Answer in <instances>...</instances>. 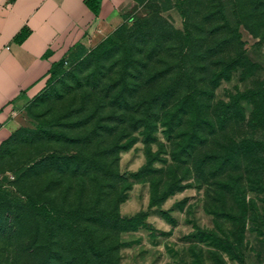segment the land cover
I'll return each instance as SVG.
<instances>
[{
  "label": "rangeland",
  "instance_id": "1",
  "mask_svg": "<svg viewBox=\"0 0 264 264\" xmlns=\"http://www.w3.org/2000/svg\"><path fill=\"white\" fill-rule=\"evenodd\" d=\"M116 9L114 28L12 103L0 264H25L35 232L42 264L82 256L83 234L32 204L90 226L87 264H264V0ZM94 210L113 216L85 222Z\"/></svg>",
  "mask_w": 264,
  "mask_h": 264
},
{
  "label": "crops",
  "instance_id": "2",
  "mask_svg": "<svg viewBox=\"0 0 264 264\" xmlns=\"http://www.w3.org/2000/svg\"><path fill=\"white\" fill-rule=\"evenodd\" d=\"M117 0H0V143L16 125L12 103L45 86L48 68L72 46L119 22Z\"/></svg>",
  "mask_w": 264,
  "mask_h": 264
},
{
  "label": "trees",
  "instance_id": "3",
  "mask_svg": "<svg viewBox=\"0 0 264 264\" xmlns=\"http://www.w3.org/2000/svg\"><path fill=\"white\" fill-rule=\"evenodd\" d=\"M74 46H72V47H74ZM72 47H70V48H72ZM64 60H66V62H67V58L66 57H62V58L58 59L57 61L52 62L50 64V66L48 68L49 74H48V77L46 78V82H45L46 84L48 82V79L51 76V72H53V70L56 68L57 65L64 63L63 62ZM9 135L10 134H8L7 137L4 140L1 141L0 146L9 137ZM31 206H30V208L32 209V211L37 213V214L45 215L46 217H50L51 216L50 220L58 219L56 221L58 223H56V224L58 225L60 230H63L64 233L72 234L71 232L73 230L77 229V231L79 233L83 234V235H81V240L84 241V239H85V242L82 243L83 245L80 246L81 247L82 256L81 255L80 256L79 255L72 256L73 251L70 248L66 252H65V250L60 252V254H59L60 256L57 259L60 260L61 263H63V264H77V262H78V264H87V263H84L85 262L84 260L87 258L86 255L89 254L90 257H93L94 252L96 251V248H98L100 246L99 242H96V241L92 240V233L93 232H92V229L90 228V226L87 225V223L86 224H81V223L75 222V220H71L70 216H72V211H66V210L62 211L61 210V211L52 213L50 211L47 212V210H46V208L44 206H41V205H35L36 207H31ZM52 216H56V217H52ZM91 216H93L94 218L99 220V219H101L103 217L104 218H110L113 215L110 212L109 213L108 212L107 213H103V212L94 210L93 214L89 213L88 214V218H84L83 220L85 222H87L88 220H90L89 217H91ZM46 225L51 229L53 224L49 223L48 220H47L46 221ZM38 234L39 233L35 232L32 235L31 238L28 237V238L25 239V242L23 244V249L26 252L25 264H42V263H44L43 260H45L44 259L45 257L38 256V254H39L38 251L41 250V239L39 238ZM85 236H86V238H85ZM74 238H75V236H73V239ZM94 242H96V243H94ZM85 256H86V258H84ZM48 258H50V257H48ZM47 261H49V259H47ZM88 261L89 260H86V262H88ZM96 264H99V263H96Z\"/></svg>",
  "mask_w": 264,
  "mask_h": 264
},
{
  "label": "built area",
  "instance_id": "4",
  "mask_svg": "<svg viewBox=\"0 0 264 264\" xmlns=\"http://www.w3.org/2000/svg\"><path fill=\"white\" fill-rule=\"evenodd\" d=\"M63 62H64V64H65V63H66V60H64Z\"/></svg>",
  "mask_w": 264,
  "mask_h": 264
}]
</instances>
